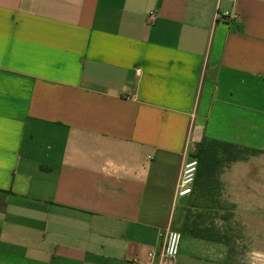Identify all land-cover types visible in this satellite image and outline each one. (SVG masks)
<instances>
[{
	"label": "crops",
	"instance_id": "crops-1",
	"mask_svg": "<svg viewBox=\"0 0 264 264\" xmlns=\"http://www.w3.org/2000/svg\"><path fill=\"white\" fill-rule=\"evenodd\" d=\"M205 136L264 151V0H0V264L145 261Z\"/></svg>",
	"mask_w": 264,
	"mask_h": 264
},
{
	"label": "rangeland",
	"instance_id": "rangeland-1",
	"mask_svg": "<svg viewBox=\"0 0 264 264\" xmlns=\"http://www.w3.org/2000/svg\"><path fill=\"white\" fill-rule=\"evenodd\" d=\"M243 168L251 173L245 187L238 185L236 178L228 177L234 174L233 170ZM220 179L223 182L219 197L221 209L211 212L208 223L214 222L230 238L231 264H264V151L247 161L232 164ZM193 212L200 211L193 209Z\"/></svg>",
	"mask_w": 264,
	"mask_h": 264
},
{
	"label": "trees",
	"instance_id": "trees-1",
	"mask_svg": "<svg viewBox=\"0 0 264 264\" xmlns=\"http://www.w3.org/2000/svg\"><path fill=\"white\" fill-rule=\"evenodd\" d=\"M262 150L212 139L207 136L196 146L192 155L199 165L191 196L179 229L183 236L225 244L231 247V240L223 229L214 222L208 223L211 212L221 209L219 197L223 184L220 179L224 170L232 164L247 161L262 154ZM195 199V202H193ZM199 201V202H198ZM193 209L200 212L194 214Z\"/></svg>",
	"mask_w": 264,
	"mask_h": 264
},
{
	"label": "built area",
	"instance_id": "built-area-1",
	"mask_svg": "<svg viewBox=\"0 0 264 264\" xmlns=\"http://www.w3.org/2000/svg\"><path fill=\"white\" fill-rule=\"evenodd\" d=\"M236 14L231 15L229 12L218 14V18H237ZM195 150L191 153L189 158L185 160L177 191L175 194V202L179 198L187 197L193 194L194 183L198 170V159L192 156ZM183 242V234L180 230L169 227L163 234V246L160 251L151 250L147 254L145 261H141L138 257L131 260L130 264H178V258Z\"/></svg>",
	"mask_w": 264,
	"mask_h": 264
}]
</instances>
